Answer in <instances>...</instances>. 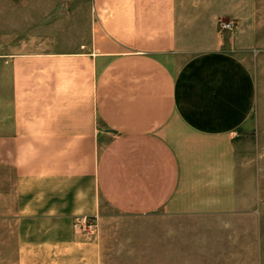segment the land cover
<instances>
[{"label": "crops", "instance_id": "0c3cea01", "mask_svg": "<svg viewBox=\"0 0 264 264\" xmlns=\"http://www.w3.org/2000/svg\"><path fill=\"white\" fill-rule=\"evenodd\" d=\"M250 4L0 0V144L15 194L0 264H105V208L160 212L165 261L183 259L198 223L255 222L264 124L244 56L264 47V25ZM66 32L81 41L19 40Z\"/></svg>", "mask_w": 264, "mask_h": 264}, {"label": "rangeland", "instance_id": "374dc122", "mask_svg": "<svg viewBox=\"0 0 264 264\" xmlns=\"http://www.w3.org/2000/svg\"><path fill=\"white\" fill-rule=\"evenodd\" d=\"M251 3H255L249 5L253 10L251 15L256 16L259 23L264 25V0H251ZM61 24L60 22L59 25ZM64 35L66 36H27L19 40L23 39L28 48L42 50L56 44L67 48L76 45L74 41L80 42L82 39L70 38L71 34L67 32ZM245 52L248 53L244 56L245 60L257 78L259 111L264 124V47L260 49L258 55H255L258 50ZM11 161V144H0V243L3 232L1 222L6 217V221L12 224L14 219V174ZM253 169L258 174L256 175L260 194L258 209L251 215V218H255V222L252 219L247 227L245 222H241L239 227L221 229L215 226L218 223L206 221L204 224L198 223L200 226L198 229L187 228L181 261L163 259L160 212L132 217L105 208L102 218L103 227L99 230L96 228V232L98 231L106 242L105 264H264V152L259 160H255ZM92 218L96 217H84L82 220L87 223L91 222ZM254 224L257 228H253ZM12 234L13 230L10 229V236Z\"/></svg>", "mask_w": 264, "mask_h": 264}, {"label": "built area", "instance_id": "2783aa9c", "mask_svg": "<svg viewBox=\"0 0 264 264\" xmlns=\"http://www.w3.org/2000/svg\"><path fill=\"white\" fill-rule=\"evenodd\" d=\"M219 25L223 29H231L234 26V22L232 20H227V21L219 20ZM81 221L83 220L81 219ZM83 225L88 227L87 223H85L84 221H83Z\"/></svg>", "mask_w": 264, "mask_h": 264}]
</instances>
